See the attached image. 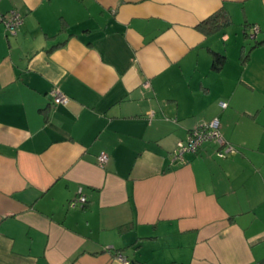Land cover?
<instances>
[{
  "label": "crops",
  "instance_id": "obj_1",
  "mask_svg": "<svg viewBox=\"0 0 264 264\" xmlns=\"http://www.w3.org/2000/svg\"><path fill=\"white\" fill-rule=\"evenodd\" d=\"M220 9L231 23L205 35ZM10 10L23 22H0V264H262L264 0H0ZM213 117L225 144L173 161Z\"/></svg>",
  "mask_w": 264,
  "mask_h": 264
},
{
  "label": "built area",
  "instance_id": "obj_2",
  "mask_svg": "<svg viewBox=\"0 0 264 264\" xmlns=\"http://www.w3.org/2000/svg\"><path fill=\"white\" fill-rule=\"evenodd\" d=\"M0 22L4 24L9 34H15L17 29L21 26L23 19L16 10H10L5 14L0 12ZM258 29L257 25L250 26L249 36L254 38ZM144 85L148 86V83H145ZM49 94L55 104H65L68 101L67 96L62 93L58 87H53ZM219 105L221 108H225L227 106L224 101H220ZM205 142H211L217 145L225 144L220 131V122L218 117H213L206 124L190 130L187 133L186 138L183 141L178 142L176 147L170 152L172 160L183 161L184 153L196 152ZM234 151L235 148L232 145H225L224 152L229 153ZM224 152L218 151V155L222 156L224 155ZM107 161V153L103 151L100 152L97 156L98 165L104 166ZM77 202L83 205L86 202V199L84 196H78L76 199H73L70 204L74 206ZM117 258L124 264H129V261L120 254L117 255Z\"/></svg>",
  "mask_w": 264,
  "mask_h": 264
},
{
  "label": "trees",
  "instance_id": "obj_3",
  "mask_svg": "<svg viewBox=\"0 0 264 264\" xmlns=\"http://www.w3.org/2000/svg\"><path fill=\"white\" fill-rule=\"evenodd\" d=\"M231 23V17L228 14V12L224 9H220L216 11L214 14L210 15L206 19L202 20L198 23L196 26L201 32H203L205 35L215 33L219 30H221L223 27ZM246 31V29H245ZM249 32V31H248ZM246 31V35H247ZM257 34V33H256ZM256 36V35H255ZM256 38V37H254ZM225 59V56L215 52L213 53V59H212V66L214 68H219L221 64L223 63ZM264 264V262H262Z\"/></svg>",
  "mask_w": 264,
  "mask_h": 264
},
{
  "label": "rangeland",
  "instance_id": "obj_4",
  "mask_svg": "<svg viewBox=\"0 0 264 264\" xmlns=\"http://www.w3.org/2000/svg\"><path fill=\"white\" fill-rule=\"evenodd\" d=\"M234 24H235L234 28H236V31H238V33H240L243 30V23L239 22V21H237V22L235 21ZM247 33H248V35L244 37V40H246V42L250 43V44L254 43L255 38H251L249 36L248 30H247Z\"/></svg>",
  "mask_w": 264,
  "mask_h": 264
}]
</instances>
